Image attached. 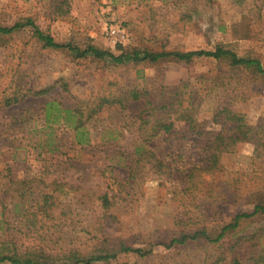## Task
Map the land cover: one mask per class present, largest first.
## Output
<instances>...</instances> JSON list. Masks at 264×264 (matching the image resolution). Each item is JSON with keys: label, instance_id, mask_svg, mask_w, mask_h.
<instances>
[{"label": "rangeland", "instance_id": "1", "mask_svg": "<svg viewBox=\"0 0 264 264\" xmlns=\"http://www.w3.org/2000/svg\"><path fill=\"white\" fill-rule=\"evenodd\" d=\"M28 17L56 42L81 49L93 45L119 55L134 49L185 52L226 45L240 56L257 57L264 65V0H0L2 25ZM111 29L117 31L115 37L109 34ZM0 43V189L4 191L0 192V236L6 227L4 214L18 228L19 221H14L20 214L14 204L18 195L32 187L51 192L52 186H44L53 181L63 184V190L54 192L56 204L45 219L46 229L58 226L48 233H55L54 239L44 245L48 250L76 247L89 256L101 249L116 254L115 259L94 264H210L230 240L253 235L264 225V216L243 221L219 248L204 242L170 249L158 244L178 234V218H191L190 229H218L235 215L253 211L263 200L264 79L250 73L225 76L233 92L232 109L245 116L252 138L223 154L219 171H204L211 152L207 145L231 125H223L214 114L215 96L223 89L213 86L203 91L204 101L195 111V130L179 124L177 134L146 142L157 157L151 158L153 164L144 159L132 174L123 165L131 161L123 149L134 151L131 141L137 134L121 129L113 136L104 133L109 121L88 122V104L122 91H154L186 81L205 89L209 78L226 71L225 65L210 59L115 65L88 56L76 58L68 49L44 48L31 28L0 36ZM40 90L47 91L34 94ZM8 97L18 101L4 106ZM52 102L55 107L46 114L44 109ZM65 108L83 112L81 130L87 135L90 131L98 149L90 151L84 144L69 150L78 118L67 117ZM50 139L63 140L58 157L71 161L46 173L41 166L42 148ZM119 162L123 164L118 166ZM183 168L195 169L194 176L185 171L178 178L177 170ZM104 193L113 197L108 211L96 200ZM198 216L203 219L194 225ZM13 235L23 237L18 230ZM58 237L59 243L54 244ZM122 245L151 253H125Z\"/></svg>", "mask_w": 264, "mask_h": 264}, {"label": "trees", "instance_id": "2", "mask_svg": "<svg viewBox=\"0 0 264 264\" xmlns=\"http://www.w3.org/2000/svg\"><path fill=\"white\" fill-rule=\"evenodd\" d=\"M31 28L33 34L43 44L44 48L54 50L68 49L73 52L76 58L92 57L95 60L106 61L115 65H125L129 63L138 64L147 62L150 64L158 63L160 60L170 59L176 62L191 63L197 59H210L226 67V71H219L218 75L209 78L210 84L205 89L197 88V83L189 81L184 82L179 86H163L158 90L133 89L114 96L98 97L88 104V122L108 120V124L104 125V133H109L111 136L118 133L119 129L137 134L131 141L134 151L129 152V149H123L127 158H131L130 163L117 165L128 167L132 174L139 168V164L144 159L148 158L151 163V158L156 154L146 146V142L168 134L169 136L177 134V125L184 124L187 130H195L197 125V117L195 111L201 106L204 101L203 91L213 90L221 87L214 99V114L216 117L222 118V124L231 125L228 129L225 126L217 134L214 142H209L208 149H211L209 155V165L204 169L205 172L220 170V158L223 154L231 152V149L236 143L251 139V128L245 123V116L232 109L234 102L233 92L230 91L229 83L226 82L225 76L228 73H250L255 77L264 79V65L261 60L252 55L240 56L235 50L226 45H217L211 50H195V51H152L148 49H134L132 51H122L121 54L115 55L109 50H102L93 45H88L85 49L72 44H61L55 39L45 34L39 29L35 21L31 18H25L15 22L11 26H4L0 23V36H10L15 32ZM1 45V43H0ZM218 79L220 80L219 82ZM47 90H40L34 94H44ZM210 95L208 92L206 96ZM18 98H6L4 106H10L17 102ZM55 104L47 103L44 112L52 113ZM67 117L78 118V124L74 127L76 130V139L71 141L69 150H74L79 145H88V149H98L93 146L94 140L91 139L90 131L81 130L83 127V112L65 108L63 109ZM74 111V112H73ZM119 119V121H117ZM97 123V122H95ZM121 131V132H122ZM226 133V134H225ZM199 134V133H198ZM148 136V137H146ZM92 140V141H91ZM63 140L50 139L42 148L44 150L41 166L46 173L54 168H60L70 162L68 160H60L58 154L63 148ZM41 153V152H40ZM51 155H49V154ZM119 153V152H118ZM121 154V153H120ZM122 157V156H121ZM157 157V156H156ZM126 159V158H125ZM201 160L199 161V163ZM153 164V162L151 163ZM134 165V167H133ZM108 168L103 170V173L108 171ZM113 171L114 167L110 168ZM195 170V169H194ZM193 169L183 168L177 170V177L181 178L186 171L187 176L193 177ZM116 181V177H112ZM3 179L0 173V185ZM186 179V178H185ZM41 182H43L41 180ZM63 184H56L55 181L45 184V188L53 187L51 192L43 190L28 189L27 193L18 195L19 201L15 202V210L19 211L14 221L18 222V233L23 237L14 236L15 225H13L4 214L3 222L6 227L3 228V235L0 236V264L10 262L13 264H94L100 261H108L116 258L115 253H110L101 249L98 254L87 255L76 247L48 250L44 242L54 239L51 233H48L53 227L46 229V220L51 217V209L56 204L57 195L54 192L63 190ZM0 192H4L0 189ZM6 192V191H5ZM38 192V193H37ZM7 194V193H6ZM264 194V193H263ZM27 198L22 201V198ZM33 197H36L33 199ZM3 200L6 202L7 195ZM41 199L43 201L41 202ZM96 200L105 211H108L113 206V197L108 193L98 195ZM23 202V203H21ZM22 205V206H21ZM21 206V209H20ZM23 207V208H22ZM5 209V208H4ZM258 216H264V195L263 200L255 204L253 211L243 212L235 215L229 223H226L218 229H207L206 226H197L190 229L192 219L184 221V218L176 219V224L180 226L177 235H174L169 242L158 243L165 248H172L175 245H190L191 243L204 242L205 245H224L223 240L231 233L235 232L243 221L253 219ZM203 217L198 216L194 225L200 224L199 220ZM206 220V218H205ZM15 230V231H14ZM176 234V233H175ZM54 244L59 243V239ZM264 225L260 227L253 235L240 236L230 240L227 244V249L222 251L210 264H264ZM27 240V243H24ZM43 243V244H42ZM245 247V244H247ZM121 251L125 253L135 252L141 256L150 254L151 251L145 252L142 249H136L125 245L121 246Z\"/></svg>", "mask_w": 264, "mask_h": 264}, {"label": "built area", "instance_id": "3", "mask_svg": "<svg viewBox=\"0 0 264 264\" xmlns=\"http://www.w3.org/2000/svg\"><path fill=\"white\" fill-rule=\"evenodd\" d=\"M112 37H115L117 35V31L115 29H111L109 33Z\"/></svg>", "mask_w": 264, "mask_h": 264}]
</instances>
